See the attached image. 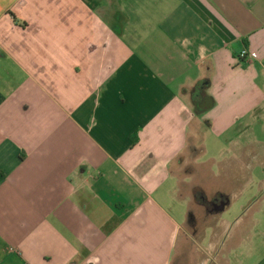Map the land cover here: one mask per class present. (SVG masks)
<instances>
[{"label":"crops","instance_id":"obj_1","mask_svg":"<svg viewBox=\"0 0 264 264\" xmlns=\"http://www.w3.org/2000/svg\"><path fill=\"white\" fill-rule=\"evenodd\" d=\"M2 1L0 264H264V0Z\"/></svg>","mask_w":264,"mask_h":264},{"label":"rangeland","instance_id":"obj_2","mask_svg":"<svg viewBox=\"0 0 264 264\" xmlns=\"http://www.w3.org/2000/svg\"><path fill=\"white\" fill-rule=\"evenodd\" d=\"M12 0H3L2 1V4L4 3V4H6V3H9V2H11ZM20 0H15L13 3L14 4H17L18 2H19ZM200 160H203V158H200ZM260 178V177H259ZM259 187H260V189H261V194H260V198L261 199H264V183H260L259 184ZM234 208H231L229 211H228V213H227V217L230 219V220H234L236 217H237V213L236 212H234V210H233ZM263 222V221H262ZM262 222L260 223V224H262Z\"/></svg>","mask_w":264,"mask_h":264},{"label":"clouds","instance_id":"obj_3","mask_svg":"<svg viewBox=\"0 0 264 264\" xmlns=\"http://www.w3.org/2000/svg\"><path fill=\"white\" fill-rule=\"evenodd\" d=\"M207 51V49L203 46V45H200L199 47V52H200V57L201 59H203L204 57V53Z\"/></svg>","mask_w":264,"mask_h":264},{"label":"built area","instance_id":"obj_4","mask_svg":"<svg viewBox=\"0 0 264 264\" xmlns=\"http://www.w3.org/2000/svg\"><path fill=\"white\" fill-rule=\"evenodd\" d=\"M246 57H248V52L246 50H242L239 54V59H245Z\"/></svg>","mask_w":264,"mask_h":264},{"label":"trees","instance_id":"obj_5","mask_svg":"<svg viewBox=\"0 0 264 264\" xmlns=\"http://www.w3.org/2000/svg\"><path fill=\"white\" fill-rule=\"evenodd\" d=\"M199 87H198V85H196L193 89H198Z\"/></svg>","mask_w":264,"mask_h":264},{"label":"flooded vegetation","instance_id":"obj_6","mask_svg":"<svg viewBox=\"0 0 264 264\" xmlns=\"http://www.w3.org/2000/svg\"><path fill=\"white\" fill-rule=\"evenodd\" d=\"M219 202V201H218Z\"/></svg>","mask_w":264,"mask_h":264}]
</instances>
